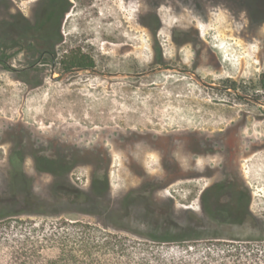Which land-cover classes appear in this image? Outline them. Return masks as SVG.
Segmentation results:
<instances>
[{"label": "rangeland", "instance_id": "374dc122", "mask_svg": "<svg viewBox=\"0 0 264 264\" xmlns=\"http://www.w3.org/2000/svg\"><path fill=\"white\" fill-rule=\"evenodd\" d=\"M7 1L11 6L8 13L21 12L29 16L38 0ZM71 1L73 9L66 22L70 37H93L97 40L107 35L109 39L137 41V44L131 43L134 48L137 47V76H83L67 86L66 80L43 81L26 75L16 79V75L0 73V137L7 135V129L21 126L24 135L26 131H31V136L45 138L57 153L66 155L70 163L76 160L84 164L73 170L70 181L75 188L87 194L90 191L89 174L102 169L105 152L108 151L112 160L110 196L98 203L92 199L74 204L61 196L65 191L50 192L51 177L35 172L28 160L23 168L41 201L17 204L7 212L24 221L51 223L65 220L89 224L96 229L93 236H100L101 231L135 241L132 248L137 253L153 250L173 252L185 245H190L192 249L213 248L211 244L214 242L236 245L264 240V151L246 157L237 156L236 164L234 160L232 165L236 167L240 164L243 179L252 195V220L248 219L242 228L200 226L191 242L170 244L173 247L159 245L152 242L151 238L156 235L152 234L150 227L141 223L137 206L126 208L123 203L127 190L137 185L134 174L137 152L145 149L137 145L133 137H125L127 132H131L132 136L137 132V120L143 121V126L138 129L144 130L147 126L158 133L171 129L177 120L188 121L192 127L198 124L197 128L201 130L217 132L226 130L233 121L245 116L248 123L244 137L253 139L254 144L264 141V95L236 97L211 91L208 85L202 87L188 74L179 72L191 61L188 47L181 52L179 69L151 70L148 45L149 40L159 39L166 58H170V50L173 49L169 43L171 32L189 31L183 37L204 40L207 49L214 52L220 63L216 69L202 65L197 70L202 82L216 87L231 79L238 81L242 87H256L255 82L264 74V1H259V7L253 11L248 0H165L163 6L154 10L162 23L156 36L138 24L139 18L144 19L149 9L143 0ZM191 29H196L199 36L194 37ZM4 45L10 47L11 43L0 41V46ZM0 60L9 62L15 70L22 68L21 54L6 58L0 51ZM2 69L0 64V72ZM231 145L240 147L238 151L241 152L247 150L244 141H235ZM7 146H0V202L10 203V197L5 196ZM163 146L158 144L157 153L147 157L151 163L150 171L157 177L162 176L159 162ZM76 153L79 155L74 159ZM227 157L220 153L211 160L198 159L197 165L201 167L206 162L210 165H229L230 155ZM206 183L200 179L189 183L183 191L165 190L156 194L158 202L174 198L178 228L188 227L192 232L193 222L202 221L199 195ZM160 206L157 205L158 209ZM187 211L189 213L185 215ZM159 220L167 221L158 212L156 221ZM137 230L146 231L150 237L146 239L135 235ZM162 231L163 228L156 230L157 233Z\"/></svg>", "mask_w": 264, "mask_h": 264}, {"label": "flooded vegetation", "instance_id": "af4514ba", "mask_svg": "<svg viewBox=\"0 0 264 264\" xmlns=\"http://www.w3.org/2000/svg\"><path fill=\"white\" fill-rule=\"evenodd\" d=\"M129 1V0H128ZM201 0H199L200 2ZM64 14L57 13L54 17V24L48 26L52 34L47 35L41 26L35 24V11H31L29 16L23 15L17 17L22 23L0 24V38L3 42L11 43L0 46L6 58L13 57L16 54L22 55V68L13 69L9 62L0 60L2 72L4 74L16 75V79H21L22 75L38 78L40 80L53 79L55 82L67 81V86L73 84V81L83 76L99 78H119L137 76V47L134 48L131 43L137 44V41H126L124 39H109L107 35H102L100 39H76L69 35L66 29V22L73 9V2ZM149 8L145 12L144 19L139 18V25L145 27L151 35H157L162 28V23L154 12L163 6L165 0L150 2L143 0ZM11 12V11H10ZM7 17L8 15L5 14ZM143 19V20H142ZM40 29V31H39ZM194 37L199 36L196 29H191ZM171 32L169 43L173 49L170 50L171 57L166 58L163 43L159 39H151L148 42L151 53L149 67L164 68L167 70L179 69L182 64L181 52L184 48H190L191 61L187 67L183 68L182 74H188L193 80L197 81L202 87H207L211 91L223 92L233 96L244 95H264V74L255 82L256 87H242L238 81L226 79L216 87L202 82L197 70L203 65L209 68H217L219 61L215 58L214 52L207 49L206 42L202 39L184 38L189 31ZM182 34V38L179 37ZM184 36V37H183ZM106 38V39H104ZM8 40V41H7ZM7 49H4V48ZM3 48V49H2ZM141 74V73H140ZM254 85V84H253ZM248 120L245 118L233 121L227 126L226 130L206 131L192 127L188 121H175L171 129L158 133L151 127L145 126L144 130L138 129L143 126V121L137 120V132L132 136L127 132L125 137H133L137 145L145 149L137 152V166L134 174L137 178V185L133 189L127 190L123 196V201H133L137 206V211L141 214V223L152 228L156 224L158 212L167 219L171 227L178 226L176 215V204L174 198L158 202L156 194L161 191H183L187 189L189 183L198 182L204 179L207 183L200 190L199 201L201 220L200 223L193 222V231H197L200 226L206 228L208 225H215L217 228H242L248 219L252 220L251 202L252 195L249 187L243 179L240 164L236 167V159L253 155L256 152L264 151V141L261 144H254L253 139H246L244 133ZM191 126V127H190ZM8 127H6L7 129ZM7 135L0 137V146H7L8 157L15 149L27 150L23 152V165L30 161L32 169L36 171L35 157L40 160V166L43 169L41 175L52 176L54 168L49 163H57L60 158H68L66 155L57 153L47 143L45 138L31 136V131H24L21 126H13L7 129ZM244 141L247 144V150L244 152L238 146H232L233 142ZM253 143V144H252ZM164 144L160 152V168L162 176L157 177L151 173L147 157L157 153V145ZM223 153L225 158L230 155V163L213 164L208 162L199 167L197 160H211L217 155ZM229 154V155H228ZM238 156V157H237ZM105 164L102 167L107 185V194L111 192L110 169L111 156L108 151L105 152ZM80 161H74L69 169L70 174L74 169L83 167ZM99 170V169H97ZM94 173L89 174V185L92 186ZM52 180V179H51ZM72 184V183H71ZM74 186V184H73ZM76 187V186H74ZM161 208L158 209L157 205ZM185 208H189L186 206ZM189 211L184 212L188 215ZM194 219V217H192ZM201 224V225H199ZM198 226V227H197ZM188 227L177 228L175 233H189ZM172 232V234H175ZM135 235L141 238H149L146 231L137 230Z\"/></svg>", "mask_w": 264, "mask_h": 264}, {"label": "trees", "instance_id": "16d2710c", "mask_svg": "<svg viewBox=\"0 0 264 264\" xmlns=\"http://www.w3.org/2000/svg\"><path fill=\"white\" fill-rule=\"evenodd\" d=\"M248 1L255 11L261 0ZM70 5L69 0H38L32 9L35 11V24L41 26L40 29H44L47 35L52 34L48 26L54 24L57 13L64 14ZM10 8L7 0H0V24L22 23L20 21L24 20L23 14L8 13ZM16 16L21 17V20L18 21ZM0 41L5 40L0 38ZM26 150L15 149L9 155L6 165L5 196H9L11 202H0V264H264V240L246 241L236 245L214 242L211 244L213 248L192 249L190 245H185L173 252L153 250L137 253L132 248L136 244L135 241L101 231L100 236H93L96 229L89 224L65 220L39 223L15 218L7 210L17 204L28 205L41 201L34 193L31 181L23 168V152ZM78 155L79 153H76L74 159ZM35 161L37 173H43L40 160L35 157ZM70 161L63 157L57 163H49L54 168L50 192L65 191L61 196L77 205L92 199L95 203L101 199H109L110 193L106 192L107 185L102 169L95 171L92 186H88L90 191L87 194L68 181V172L73 163ZM123 203L126 208L136 206L133 201ZM109 205L108 203L107 209ZM148 225L147 227H150ZM153 227L155 228L150 227V230L156 236L151 240L159 245L173 247L170 244H184L195 239L196 232L193 229L192 232L188 229L189 233L185 234L175 233L178 226L171 227L167 221H156ZM159 228L164 231L157 233ZM103 230L107 228L103 227Z\"/></svg>", "mask_w": 264, "mask_h": 264}]
</instances>
